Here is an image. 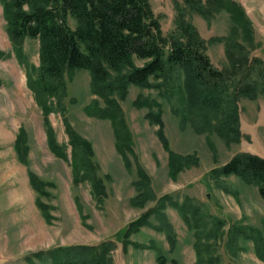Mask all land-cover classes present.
<instances>
[{"label":"rangeland","instance_id":"374dc122","mask_svg":"<svg viewBox=\"0 0 264 264\" xmlns=\"http://www.w3.org/2000/svg\"><path fill=\"white\" fill-rule=\"evenodd\" d=\"M234 1L245 9L254 30L257 47L251 56L264 59V0ZM151 3L160 15L164 33L169 34L176 28L180 14L175 1L151 0ZM186 16L207 40L227 35L232 25L230 15L223 10L210 18L196 12ZM6 26L0 0V51L6 53L0 58V264H30L28 256L37 251L65 245L97 244L104 240L116 242L112 251L115 264H162L157 259L158 252L167 257L166 264H199L194 247L196 235L179 211L169 204L162 212L166 213L176 235L175 248H171L165 231L158 230L163 218L156 214H152L149 224L132 233L127 241L118 236L132 221L158 207L165 195H172L179 202L187 197L202 207L206 230L212 233L209 240L202 243L210 245L209 254L218 258L217 264H264L255 253L254 239L239 237L233 241L236 227H253L264 233V198L256 185L235 175L214 173V169L237 153L264 156V93L256 99L239 98L240 127L244 136L240 142L228 143L215 131L200 133L190 122H184L178 94L168 101L154 89L131 85L126 98L119 99L133 137L134 153H127L130 165H126L116 146L111 122L90 116L84 110L95 97L90 88L89 71L75 70L67 76L65 114H49L58 142L67 145L66 160L57 157L48 146L42 110L28 86L25 65L12 51ZM39 46L38 39L27 38L24 43L28 60L36 67L40 64ZM207 52L217 68H229L224 42H209ZM139 95L154 97L162 103L164 133L171 148L183 156L197 158L176 178L170 174L169 153L158 136L159 124L151 121L147 107L134 104ZM66 121L93 145V160L98 164L97 172L106 187L101 200L90 181L74 182ZM21 127L29 137L28 165L19 160L15 149ZM138 162L151 177L155 194L144 207L132 203L139 193L135 184L139 179ZM29 169L52 183L47 187L49 194L41 198L52 207L51 222L46 221L36 204L38 193L30 184Z\"/></svg>","mask_w":264,"mask_h":264},{"label":"trees","instance_id":"16d2710c","mask_svg":"<svg viewBox=\"0 0 264 264\" xmlns=\"http://www.w3.org/2000/svg\"><path fill=\"white\" fill-rule=\"evenodd\" d=\"M174 1L180 13L177 26L165 34L160 15L154 11L151 0H1L12 51L26 67L28 86L44 116L48 146L57 157L68 159L67 145L58 142L49 114H65L67 76L80 69L89 71L90 88L95 96L84 110L90 116L111 122L116 146L126 165H130L127 153H134L133 137L119 99L126 98L131 85L154 89L168 101L178 94L182 120L190 122L196 131H215L228 143L241 141L244 134L240 127L239 98L256 99L264 93V59L251 56L257 47L251 21L242 5L234 0ZM222 10L230 15L231 28L227 35L209 40L201 36L186 16L196 12L210 18ZM27 38L39 41L38 67L29 62L25 53ZM216 41L225 44L229 68H217L207 52L209 42ZM5 54L0 51V58ZM134 104L140 108L147 107L151 121L159 124L158 136L169 153L170 174L176 178L197 158L183 156L171 148L164 133V111L160 101L139 95ZM66 126L70 136L68 144L71 146L74 182L90 181L101 200L106 187L97 172L98 164L93 160V145L68 121ZM28 141V133L21 127L15 149L19 160L27 165ZM137 173L139 179L135 184L139 193L132 203L144 207L155 198V194L151 177L139 162ZM214 173L217 176H238L244 182L256 185L264 198V156L252 152L237 153L223 166L214 169ZM28 176L38 193L36 204L46 221L51 222L52 207L41 198L49 194L47 187L52 183L31 169ZM167 204L176 208L193 229L197 262L217 264L218 258L209 254L210 245L202 243L212 234L206 230L205 211L187 197L179 202L172 195L163 196L158 207L132 221L125 231L118 233L119 238L127 241L132 233L149 224L152 214H156L163 218L158 230L165 231L171 248H175L176 235L166 213L162 212ZM233 233V241L239 237L254 239L255 253L264 261V233L253 227H236ZM115 248L113 240L57 246L37 251L27 260L30 264H115L112 255ZM157 259L162 264L168 261L161 252H158Z\"/></svg>","mask_w":264,"mask_h":264}]
</instances>
